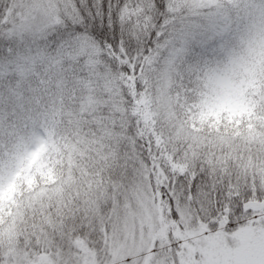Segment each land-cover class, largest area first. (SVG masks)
<instances>
[{"label": "snow or ice", "instance_id": "obj_1", "mask_svg": "<svg viewBox=\"0 0 264 264\" xmlns=\"http://www.w3.org/2000/svg\"><path fill=\"white\" fill-rule=\"evenodd\" d=\"M0 264H264V0H0Z\"/></svg>", "mask_w": 264, "mask_h": 264}]
</instances>
